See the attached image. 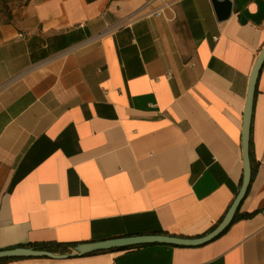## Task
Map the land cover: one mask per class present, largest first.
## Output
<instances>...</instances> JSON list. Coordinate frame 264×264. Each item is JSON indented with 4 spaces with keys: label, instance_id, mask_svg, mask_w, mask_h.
<instances>
[{
    "label": "crops",
    "instance_id": "obj_1",
    "mask_svg": "<svg viewBox=\"0 0 264 264\" xmlns=\"http://www.w3.org/2000/svg\"><path fill=\"white\" fill-rule=\"evenodd\" d=\"M229 1L223 20L212 0H28L0 17V250L221 222L264 47V0ZM248 150L246 192L204 243L10 263L264 264V59Z\"/></svg>",
    "mask_w": 264,
    "mask_h": 264
},
{
    "label": "water",
    "instance_id": "obj_2",
    "mask_svg": "<svg viewBox=\"0 0 264 264\" xmlns=\"http://www.w3.org/2000/svg\"><path fill=\"white\" fill-rule=\"evenodd\" d=\"M216 12L217 18L223 20L228 17L231 11V2L229 0H212ZM264 59V47L261 49L254 67L252 69L250 80L248 84V90L246 94V102L243 113V123H242V154H243V173L242 181L239 190L232 201L230 207L225 213L221 222L208 234L195 239L178 238L166 235H129L112 237L107 239H101L96 241L82 242L77 244L72 251L69 253H52L45 250H37L30 247H14L10 249L0 250V258H18V257H31V256H46L54 258H65L75 255H84L87 253L109 250V249H122L129 246L143 244V243H170L179 245H198L206 242L207 240L216 236L220 231H222L225 226L230 222L240 200L244 196L249 180H250V160H249V126L252 112V101L254 95V88L256 78Z\"/></svg>",
    "mask_w": 264,
    "mask_h": 264
},
{
    "label": "trees",
    "instance_id": "obj_3",
    "mask_svg": "<svg viewBox=\"0 0 264 264\" xmlns=\"http://www.w3.org/2000/svg\"><path fill=\"white\" fill-rule=\"evenodd\" d=\"M10 12H8L5 16L3 17H9ZM2 17V16H0ZM77 242H46V243H32V244H26L25 246L33 248V249H37V250H45V251H49V252H58V251H66L69 248H73L77 245ZM150 243H143V244H137V245H133V246H129L126 248H122V249H109V250H126V249H133V248H138L141 246H146ZM103 251H108V250H101V251H95V252H91L92 253H97V252H103ZM15 258H0V264H11L10 261L13 260Z\"/></svg>",
    "mask_w": 264,
    "mask_h": 264
},
{
    "label": "rangeland",
    "instance_id": "obj_4",
    "mask_svg": "<svg viewBox=\"0 0 264 264\" xmlns=\"http://www.w3.org/2000/svg\"><path fill=\"white\" fill-rule=\"evenodd\" d=\"M28 0H0V16H5L8 12L15 8H21Z\"/></svg>",
    "mask_w": 264,
    "mask_h": 264
},
{
    "label": "built area",
    "instance_id": "obj_5",
    "mask_svg": "<svg viewBox=\"0 0 264 264\" xmlns=\"http://www.w3.org/2000/svg\"><path fill=\"white\" fill-rule=\"evenodd\" d=\"M159 13L158 12H154V15H158Z\"/></svg>",
    "mask_w": 264,
    "mask_h": 264
}]
</instances>
